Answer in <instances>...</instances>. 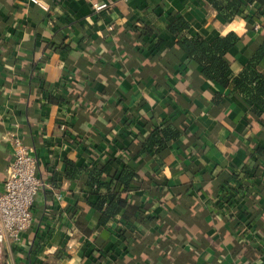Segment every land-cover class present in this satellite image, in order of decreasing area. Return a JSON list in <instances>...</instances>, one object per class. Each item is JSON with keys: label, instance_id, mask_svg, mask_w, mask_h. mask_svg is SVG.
<instances>
[{"label": "crops", "instance_id": "0c3cea01", "mask_svg": "<svg viewBox=\"0 0 264 264\" xmlns=\"http://www.w3.org/2000/svg\"><path fill=\"white\" fill-rule=\"evenodd\" d=\"M41 1L0 0V191L16 126L48 185L2 264H264V114L250 119L234 84L206 83L168 30L183 18L189 37L235 34L238 76L264 42V3L239 0L228 18L207 0ZM163 125L180 141L140 154ZM127 165L139 176L124 194L133 213L101 228L90 204L108 190L91 174L105 183Z\"/></svg>", "mask_w": 264, "mask_h": 264}, {"label": "trees", "instance_id": "16d2710c", "mask_svg": "<svg viewBox=\"0 0 264 264\" xmlns=\"http://www.w3.org/2000/svg\"><path fill=\"white\" fill-rule=\"evenodd\" d=\"M207 1L219 12L229 13L228 18H232L240 10L239 0H232L226 7L221 5L219 0ZM260 1L264 3V0ZM189 28L190 24L185 19L179 18L168 29L183 57L194 62L198 66L201 78L206 83L215 86L219 92L234 84L236 97L246 108L250 119L258 120L264 114V73L262 71L264 42L253 51L240 74L234 76L231 73L230 62L233 51L240 44V38L235 34H230L224 38L217 37L214 40H207L201 36L189 37L187 36ZM137 30L142 34L153 33V30L147 27ZM216 99L219 100L220 95ZM182 136V131L173 125L155 128L142 144L140 154L164 155L170 143H178ZM256 152L258 156L262 157L264 148L256 147ZM101 172L99 169L93 170L91 187L95 190L105 187L108 193L97 196L90 205L97 224L104 228L126 210L128 213H133L128 198L124 194L132 190V183L138 180L139 176L131 165H127L119 175L114 176L109 182L102 183L100 180ZM159 190L161 191V188L157 189V191ZM230 191L232 195L230 199L228 198L229 203L235 197L236 189H230ZM150 220L153 224L157 221ZM94 256L95 254H93Z\"/></svg>", "mask_w": 264, "mask_h": 264}, {"label": "built area", "instance_id": "2783aa9c", "mask_svg": "<svg viewBox=\"0 0 264 264\" xmlns=\"http://www.w3.org/2000/svg\"><path fill=\"white\" fill-rule=\"evenodd\" d=\"M32 4L46 9L41 0H29ZM95 12L108 8L107 4L94 5ZM16 129L9 133L13 162L7 170L3 190L0 191V264L6 243L19 244L23 235L35 223L33 207L37 196L47 188V183L38 175V159L34 149L27 145ZM230 191L225 192L217 204L228 209Z\"/></svg>", "mask_w": 264, "mask_h": 264}]
</instances>
